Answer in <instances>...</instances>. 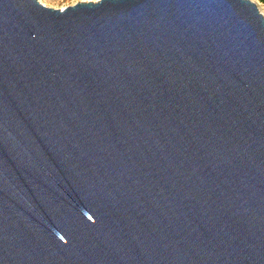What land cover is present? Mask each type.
<instances>
[{
	"label": "water",
	"instance_id": "1",
	"mask_svg": "<svg viewBox=\"0 0 264 264\" xmlns=\"http://www.w3.org/2000/svg\"><path fill=\"white\" fill-rule=\"evenodd\" d=\"M0 264H264L255 2L0 0Z\"/></svg>",
	"mask_w": 264,
	"mask_h": 264
},
{
	"label": "rangeland",
	"instance_id": "2",
	"mask_svg": "<svg viewBox=\"0 0 264 264\" xmlns=\"http://www.w3.org/2000/svg\"><path fill=\"white\" fill-rule=\"evenodd\" d=\"M46 6L54 7V8H63L68 5L75 4L80 1H96V0H39ZM256 3L259 11L264 16V0H252Z\"/></svg>",
	"mask_w": 264,
	"mask_h": 264
}]
</instances>
